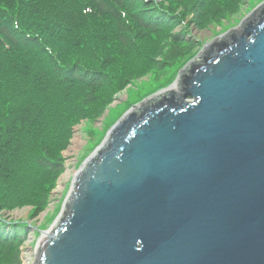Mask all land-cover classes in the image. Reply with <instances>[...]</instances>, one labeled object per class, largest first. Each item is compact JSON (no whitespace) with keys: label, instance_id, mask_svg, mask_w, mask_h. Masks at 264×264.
<instances>
[{"label":"water","instance_id":"1","mask_svg":"<svg viewBox=\"0 0 264 264\" xmlns=\"http://www.w3.org/2000/svg\"><path fill=\"white\" fill-rule=\"evenodd\" d=\"M33 264H264V2L108 130Z\"/></svg>","mask_w":264,"mask_h":264},{"label":"trees","instance_id":"2","mask_svg":"<svg viewBox=\"0 0 264 264\" xmlns=\"http://www.w3.org/2000/svg\"><path fill=\"white\" fill-rule=\"evenodd\" d=\"M45 2L60 4L65 16L76 22L77 31L68 30L67 38L57 45L60 57L54 51L44 52L25 27L23 7L34 10ZM168 2L165 6L153 0L149 6V0H0V212L8 201L35 189L43 191L50 177L62 171L58 154L78 120L101 116L117 93L152 67L163 71L195 52L194 46L182 50L190 42L183 31L170 35L174 24L184 22L182 13L174 12L176 8L202 13L217 6L233 7L238 0ZM84 7L91 12L86 13ZM143 31L157 36L151 39ZM164 39L170 44L166 53H160L163 60L157 61L156 44ZM34 45L37 57L32 52L26 64L15 63ZM64 53L72 59L64 60ZM41 65L45 69L40 70ZM15 78L24 83L18 93L11 88ZM19 183L27 188H20ZM24 226L0 219V264H10L11 258L12 264H19L13 257L15 241L8 232L16 234Z\"/></svg>","mask_w":264,"mask_h":264},{"label":"rangeland","instance_id":"3","mask_svg":"<svg viewBox=\"0 0 264 264\" xmlns=\"http://www.w3.org/2000/svg\"><path fill=\"white\" fill-rule=\"evenodd\" d=\"M156 1L169 6L168 0ZM152 2L153 0H149V6ZM263 2L264 0H238V3L233 7L217 6L202 13L194 11L182 12L180 8H176L174 12L182 13L184 22L181 25L179 24V26L174 24V29L170 31V35L183 31L186 34L185 40L190 42L183 44L182 50L194 46L195 52L193 53L197 54L203 46L212 40L224 35L228 30L238 28L243 19ZM80 6L76 5V7ZM172 8L175 9V6H172ZM23 10L25 11V14L23 12V19L26 20L25 27L27 31L37 38L39 46L44 52L50 54L54 51L60 57L57 45H61L67 38L65 33L68 30L77 31L74 28L75 19L67 18L65 16V8L56 2L40 3L34 10H29L28 7L24 6ZM84 11L90 13L91 9L84 7ZM105 30L108 31L110 28H105ZM144 33H148L151 39H155L157 36L156 32ZM109 34L112 33L110 32ZM128 34L134 36L130 30ZM76 38L79 39L77 35ZM50 44H52V48ZM169 44L170 41L168 39L156 44L159 54L166 53ZM186 44L189 45L187 46ZM32 52L36 53L35 57L38 56V47L36 45L31 50H28V55L19 58L15 63L19 62V66L26 64L27 60L29 61L33 58ZM194 54L190 55L191 57L188 56L179 62L173 63L170 67L166 65L163 71L160 72L152 67L151 71L137 77L117 93L115 95L117 97H113L111 104L104 109V113L101 116L78 120L71 126L70 138L66 146L58 154L62 164V171L50 177L51 180L42 188L43 191H37V189L29 191L27 196L8 201L2 206L0 219L25 225L22 229L17 230L16 234L12 230L8 232L13 236L11 239L15 241L13 257H16L19 264H33L35 246L38 240L43 232L50 229L60 215L61 208L70 192L71 183L76 173L84 161L105 140L108 130L145 98L174 83L179 71L196 55ZM61 55L66 61L72 59L68 56L70 55L68 53ZM155 60L162 61L161 54L156 56ZM38 61L40 62V59ZM179 66L181 67L179 68ZM38 68L40 70L45 69L43 65ZM22 80V78H15L16 84L11 86L13 93L20 91L19 86L24 85V83L19 84ZM29 89L33 90L31 86H29ZM34 132H38V130H34ZM31 140L34 141V139ZM10 182H14V179L10 180ZM19 187L27 188L20 183ZM33 204L36 207L32 206ZM12 262H14L13 258L10 259V264Z\"/></svg>","mask_w":264,"mask_h":264},{"label":"bare ground","instance_id":"4","mask_svg":"<svg viewBox=\"0 0 264 264\" xmlns=\"http://www.w3.org/2000/svg\"><path fill=\"white\" fill-rule=\"evenodd\" d=\"M212 41H213V40H212ZM172 87H174V86L172 85ZM128 112H129V111H128ZM121 119H122V118H120V120H121ZM120 120H119V121H120Z\"/></svg>","mask_w":264,"mask_h":264}]
</instances>
